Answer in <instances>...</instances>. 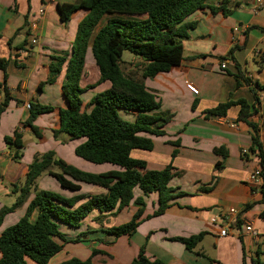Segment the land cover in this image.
<instances>
[{"label":"crops","instance_id":"1","mask_svg":"<svg viewBox=\"0 0 264 264\" xmlns=\"http://www.w3.org/2000/svg\"><path fill=\"white\" fill-rule=\"evenodd\" d=\"M79 1L0 0V58L8 60L7 86L11 98L0 124V210L16 202L29 166L36 157L48 152L83 171L99 174L116 169L111 165L94 166L76 157L75 148L83 140L53 133L58 128V109L67 107L62 92L66 66L54 84H46L40 89V84L49 77L53 52L71 53L79 23L88 14L87 10L80 9L72 15L69 23L64 24L60 20L58 5ZM206 3L220 9L214 13L206 8L186 19L196 26L190 30L189 39L183 41L184 61L180 66L152 79H144L142 70L146 62L142 58L122 59L121 67L127 77L144 83L156 93L161 104L156 113L171 115V119L160 128L164 135H150L154 142L153 151L134 150L131 156L146 161L151 170H161L172 164L175 177L170 187L174 199L164 214L147 218L158 207L159 195L143 196L140 190H134L135 198L143 197L145 209L139 219L140 225L131 237L108 236L107 241L90 239L92 234L98 235L129 222L140 208L135 204L119 212L95 210L83 221V226L75 230L61 225L67 240H74L88 228L90 234L84 239L91 240L89 247L110 255H95L93 264H129L141 248L145 249L147 256L166 264H264L263 180L258 184L252 182L251 176L259 168V159L255 155L247 158L254 134L250 124L257 127L264 148V8L256 11L251 4L241 0H207ZM33 24L35 28L31 27ZM237 27L240 31L235 32ZM33 38L37 39L35 45L31 43ZM232 49L236 63L227 58ZM220 58L227 59L221 61ZM222 64H225L224 68ZM237 74L241 75L240 79L236 78ZM3 79L4 72L0 69V83ZM187 82L199 89L198 96L188 91ZM110 86L109 81H100V72L89 47L80 80V87L85 89L80 95L83 105ZM0 100H5L3 90H0ZM229 101H245L249 117L239 119L240 105L230 107L225 116L207 114ZM27 103L56 108L52 113L40 115L33 123L38 128L39 137L23 125L30 113ZM122 116L134 121L130 114L122 113ZM15 130L21 135L24 146L18 150L5 143V138L12 136ZM216 148H224L228 157L217 155ZM56 169L54 167L52 171L57 172ZM47 177L50 176L46 172L37 179L38 190H32L26 202L6 216L0 233L24 215L38 191H48L43 182ZM63 190L59 194L67 198L106 193L100 187L87 184H81L78 192ZM231 209L237 214H229ZM214 216H229L228 237L220 238L211 230L208 223ZM36 217L37 211L32 220ZM248 223L254 226L257 237L245 232L244 226ZM199 235L203 237L192 250L171 240ZM104 242H110L117 251L107 249ZM70 245L66 244L50 264H59L71 257L86 260L90 256L89 250L81 253L78 248H69Z\"/></svg>","mask_w":264,"mask_h":264},{"label":"trees","instance_id":"2","mask_svg":"<svg viewBox=\"0 0 264 264\" xmlns=\"http://www.w3.org/2000/svg\"><path fill=\"white\" fill-rule=\"evenodd\" d=\"M206 1L80 0L77 4L58 5L60 20L64 24L69 23L72 15L80 9L87 10L88 14L79 23L71 53L53 52L49 77L45 83L40 84V89L46 84H54L66 66L62 92L67 107L58 109V128L53 133L55 136L64 133L72 139L83 140L75 148L76 157L93 165H111L116 169L97 174L69 165L64 160L57 159L53 152L36 157L29 166L25 184L16 202L0 210V229L6 216L22 206L32 190H38L37 179L43 173L47 172L62 189L70 192H78L81 184H87L100 187L106 193L67 198L50 191H38L29 202L24 215L15 224L1 231L0 264H50L66 244L86 242L83 235L67 240L61 225L80 228L82 222L95 210L110 213L122 211L133 204L140 206L129 222L106 230L116 238L131 237L136 233L145 209L143 197L134 196L136 189L143 196L152 193L159 195L158 207L147 218L166 212L170 201L174 199L170 182L175 177V168L169 164L161 170H151L146 161L134 159L131 153L134 150L153 151L154 142L150 135H164L160 128L171 119V115L160 116L156 113L161 107L156 93L144 83L127 77L121 67L122 57L124 52L129 51L142 58L146 62L142 70L144 79H152L180 66L184 61L183 41L189 39L190 30L196 26L195 23L186 22V19L206 8L214 13L220 9L216 6L209 7ZM105 18L108 19L97 31ZM89 47L100 72V81H109L111 86L83 105L80 95L85 89L80 87V80ZM233 54L234 49L228 53L227 58L235 62ZM7 67L8 60L0 58V69L4 72L0 90L5 94V100H0V124L11 99L7 86ZM236 67L239 69L238 64ZM236 78L240 79L241 75L237 74ZM234 105L241 106L239 119L246 120L249 117V107L245 101L220 104L207 114L225 116L227 110ZM55 109L50 105L31 104L29 117L23 125L39 137L38 128L33 123L40 115L52 113ZM122 113L134 116V121L124 118ZM250 125L254 134L247 158L255 155L259 159L264 203V148L257 127ZM21 139V135L15 130L12 136L5 138V143L7 146H16L18 150L24 147ZM214 152L223 158L228 157L224 148H216ZM54 167L60 172H53ZM217 167L220 168L221 165L218 164ZM35 211L37 217L32 220ZM202 237H175L171 240L192 250ZM98 254L110 257L104 251L93 249L86 260L71 257L59 264H93L92 258ZM129 264L166 263L147 256L145 249L141 248Z\"/></svg>","mask_w":264,"mask_h":264},{"label":"built area","instance_id":"3","mask_svg":"<svg viewBox=\"0 0 264 264\" xmlns=\"http://www.w3.org/2000/svg\"><path fill=\"white\" fill-rule=\"evenodd\" d=\"M243 2L251 4L256 11H259L264 8V0H241ZM32 28H35L34 24L31 26ZM235 32L240 31V28L237 27L234 29ZM32 44L37 43V39L33 38L31 41ZM222 67H225V64H222ZM186 88L188 91H190L192 94L198 96L199 95V89L192 83L187 82ZM26 108L30 110L31 104L27 103ZM245 152V151H244ZM251 180L254 184H258L260 181H262V175L261 170L258 168L252 173ZM229 214H237L235 209H231L229 211ZM209 227L211 230L220 238H225L229 236V228L228 225L230 224L229 216H226L225 218H222L220 216H214L209 221ZM245 232L253 237H257V231L255 230L254 226L251 223L246 224L244 226Z\"/></svg>","mask_w":264,"mask_h":264},{"label":"rangeland","instance_id":"4","mask_svg":"<svg viewBox=\"0 0 264 264\" xmlns=\"http://www.w3.org/2000/svg\"><path fill=\"white\" fill-rule=\"evenodd\" d=\"M134 55L132 54V53H130L129 51H127V52H124V54H123V57H122V59L124 60V61H128V59H130V58H132ZM124 67V70H126L127 69V67L125 66V65H123ZM138 71H140V70H138ZM95 166V165H94ZM57 170V172H58V169H56ZM47 181H43L44 182V185H45V187H47V189H48V191H50V192H53V193H55V194H58V195H61L62 196V194H59V193H61L62 192V190L63 189H61L60 187L58 188V184L56 183V181L55 180H53L52 178H50V177H47V179H46ZM64 192H69V191H67V190H63ZM62 197H65V196H62ZM83 223V222H82ZM81 226H83V224L81 225ZM70 228V227H69ZM72 229V228H71ZM72 230H75V228H73ZM88 231V228L87 229H84L82 232H80L78 235H83V236H85V237H87L90 233H89V231ZM69 232H66V236H68V237H70L69 236V234H68ZM78 235L77 236H75V239L78 237ZM108 236H110V238L112 237V238H116L114 235H109L107 232H106V230H104V231H102V232H100V233H98V235H96V234H92L91 235V240H95V239H98V238H103V240L104 241H107V239H108ZM84 237V238H85ZM91 240H88V241H86V242H83V243H79V244H71L70 246H69V248H78V250L79 251H81V253H86V251H90V256H91V254H92V251H93V249L92 248H90L89 246H90V244H91ZM104 244V246H106V248L107 249H111L112 248V244L109 242V243H107V242H104L103 243ZM113 249V252H116L117 251V249H116V247H113L112 248ZM89 256V257H90ZM88 257V258H89ZM93 259V258H92ZM29 264H35V263H33V262H29Z\"/></svg>","mask_w":264,"mask_h":264}]
</instances>
